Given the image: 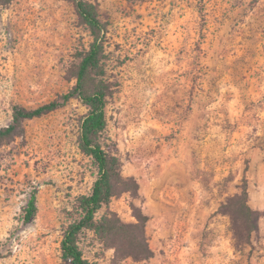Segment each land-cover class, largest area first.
I'll use <instances>...</instances> for the list:
<instances>
[{
	"label": "rangeland",
	"instance_id": "374dc122",
	"mask_svg": "<svg viewBox=\"0 0 264 264\" xmlns=\"http://www.w3.org/2000/svg\"><path fill=\"white\" fill-rule=\"evenodd\" d=\"M91 1L108 23L119 82L108 132L123 175L140 185L109 209L133 223V206L142 208L154 255L121 257L87 231L84 256L93 264H264V0ZM90 40L70 0L0 5V127L14 104L36 107L67 92L75 82L68 69ZM86 111L71 99L1 147L0 264H67L68 212L97 177L78 146ZM244 176L261 218L239 249L219 208ZM33 189L38 212L25 223Z\"/></svg>",
	"mask_w": 264,
	"mask_h": 264
},
{
	"label": "trees",
	"instance_id": "16d2710c",
	"mask_svg": "<svg viewBox=\"0 0 264 264\" xmlns=\"http://www.w3.org/2000/svg\"><path fill=\"white\" fill-rule=\"evenodd\" d=\"M13 1L0 0V5L7 6ZM70 1L91 38L87 46L76 52V62L68 69L75 82L67 92L36 107L14 104L10 123L0 127V149L25 134L26 121L54 112L71 99H78L87 110L80 121L78 146L91 160L97 177L89 193L73 199L60 245L62 259L67 264H93L84 256L80 246L81 235L87 231L93 232L106 247L116 249L121 257L149 259L154 255L146 234L149 216L134 205L136 222L126 223L109 209L112 200L122 191L138 196L140 185L135 177L123 175L118 148L108 132L107 107L119 86L109 68L108 23L102 19L97 2ZM242 181L240 191L227 196L219 208L221 213L230 216L233 242L239 249L251 245L252 237L259 231L261 218V211L249 203L247 177L244 176ZM37 193L36 189L31 191L23 210L25 223H29L38 212ZM4 256L0 249V258Z\"/></svg>",
	"mask_w": 264,
	"mask_h": 264
}]
</instances>
